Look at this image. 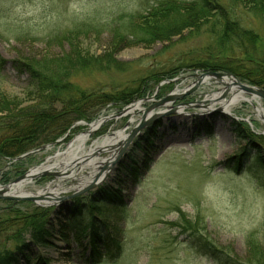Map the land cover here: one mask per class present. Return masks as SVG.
Instances as JSON below:
<instances>
[{
    "label": "rangeland",
    "instance_id": "374dc122",
    "mask_svg": "<svg viewBox=\"0 0 264 264\" xmlns=\"http://www.w3.org/2000/svg\"><path fill=\"white\" fill-rule=\"evenodd\" d=\"M222 1L230 5V0ZM241 1L245 3L246 0ZM151 4L150 0H0V60L4 62L0 71V93L19 108L36 103L30 93L29 75L15 63H36L68 56L71 44L63 41L68 34H73L72 42L92 56L112 55L120 62L131 64L125 73H90L76 80L81 88L96 90L125 88L150 72L176 68L180 60L195 58L211 42L210 36L203 34L150 47L118 46L110 31L113 22L127 14L146 13ZM248 9L239 3L235 13L245 29L262 37L258 55L264 58V13L256 15ZM194 74L184 71L175 78L176 82L159 84L145 100L127 105H141V109L133 113L124 112L127 106L117 109L109 105L92 121L68 117L67 120L72 119L70 124L57 123L55 146L39 142L45 144L37 145L36 149L48 147L21 163L14 160L0 163V187L9 185L3 182L4 177L13 183L31 169L45 164L48 158L64 154L77 138L85 136L82 163L73 164V169L66 174L63 167L58 168L53 163L55 169L48 171L51 175L33 180L25 190L26 195L36 196L51 186L58 198L69 197L77 192L75 189L81 179L105 174L95 190L111 185L121 193L123 201L121 206L106 208L103 217L97 219L102 224L99 233L103 241L107 236L119 240L121 248L111 249L114 257H110L102 245L107 257L101 264H218L217 260L194 248L189 235L175 225L196 219L202 234L226 256L224 264H253L254 256H261L254 245L257 243L259 250L264 251V116L258 115L253 106L243 103L230 112L225 109L220 113L206 112L198 107H183L175 113L167 109L211 100L213 95L220 94L225 87L211 79L187 99L169 103L167 108L154 109L155 114L166 111L151 124L155 126L159 122L163 126L160 128L162 138L145 152L138 151L128 160L134 143L125 146L126 139L117 141L118 134L127 137L141 124L146 109L171 94L181 96L192 89L196 79L189 77ZM232 96V92L226 94L213 107H221ZM258 101L264 109V100ZM8 115L0 113V120ZM234 122L244 124L247 133L256 139V143L251 142V155L241 166L236 157L245 150L247 141L239 137V132L228 128ZM99 123V128L90 133L91 126ZM206 124L210 131L203 130ZM174 129L179 132L173 133ZM50 131L46 129L41 138H49ZM114 140L115 143H108ZM96 148L97 151L89 154V150ZM110 161L114 164L121 161V164L111 165L113 169L107 170ZM133 162L137 170L129 173L127 170L130 171ZM121 170L124 171L119 172ZM87 187L78 190L79 197L87 198L93 193V190L85 192ZM71 201L47 207L54 209L48 221L52 237L48 246L41 248L31 243V234L26 228L24 240L13 241L16 231L24 227L23 222L14 220L13 212L2 214L12 202L0 200V257L25 242L30 244L28 254L32 258L41 257L50 264H92L88 261L92 235L84 236L81 227L68 221ZM19 203L24 204L21 211L27 210L26 207L45 208L44 203L40 206ZM6 219L8 222H4ZM16 264L26 263L20 258Z\"/></svg>",
    "mask_w": 264,
    "mask_h": 264
},
{
    "label": "trees",
    "instance_id": "16d2710c",
    "mask_svg": "<svg viewBox=\"0 0 264 264\" xmlns=\"http://www.w3.org/2000/svg\"><path fill=\"white\" fill-rule=\"evenodd\" d=\"M150 1L152 4L146 13L127 14L113 22L110 31L118 46L150 47L156 43L171 44L177 38L182 41L203 34L209 35L211 42L195 58L192 56L191 59L180 60V65L176 68L163 72H150L131 86L112 90L83 89L77 85L76 80L90 73L105 74L114 71L125 73L130 69L131 64L120 62L112 55H90L72 42L73 34L65 35L63 39L71 44L68 56L50 61H36V63H15L29 75V89L35 98L33 102L36 103L19 108L20 106L0 93V113L9 114L0 120V163L11 162L31 149H36L41 144L39 142L53 143L58 135L57 123L70 124L72 117L92 121L109 105L122 109L135 100L148 97V94L159 84L175 79L184 71L230 73L243 82L264 89V58L258 55L262 37L252 30L245 29L235 13L238 4L241 3L247 9V6L251 7L248 9L250 13L263 14L264 0H246L245 3L241 0H230V5L224 4L222 0ZM3 63L0 60V71ZM68 117L70 118L67 120ZM243 125L241 122H234L228 127L232 132H239V137L247 141L245 150L236 157L238 166L245 164V160L251 155L249 152L252 147L251 142L256 143L254 136L247 133ZM161 127L163 126L158 122L147 129L136 141L128 160L136 152H145L161 139ZM46 129L51 130L50 137L56 132L51 141L48 140L50 137L41 138ZM203 130L207 132L211 128L206 124ZM135 164V162L131 163L130 171L128 169L127 172H135L137 170ZM2 180L10 183L7 176ZM122 201L121 193L115 191L111 185L100 188L96 194L87 198H77L72 201L68 217L73 225L83 228L89 224L87 228L93 229L88 260L92 264H101L106 255L114 257L111 249L121 248L120 245V248L118 246L119 240H114L111 236L109 238L107 236L102 241L103 237L98 234L102 224L98 223L97 219L103 217L106 208L118 206ZM23 205L12 202L6 206L7 211H1L2 214L13 212V219L23 222L24 227L16 231L20 233L18 235L15 233L13 241L24 240L23 233L26 228L31 234V243L37 247H47L52 237L51 229L48 228L52 210L26 207L25 212L21 211ZM184 218L183 215L182 220ZM7 220L9 219L4 222H8ZM199 224V220L196 219L183 220L181 224L175 225L182 227L180 229L189 235L194 248H198L200 253L217 260L218 264H224L226 256L207 240ZM102 245L105 246L106 255L101 248ZM254 246L261 256H254L251 263L264 264V251L259 250L257 243ZM29 247L30 244L25 242L19 244L13 251L0 257V264H16L20 258H23L27 264L37 261L40 264H47L41 257L32 258L28 254Z\"/></svg>",
    "mask_w": 264,
    "mask_h": 264
},
{
    "label": "water",
    "instance_id": "95a60500",
    "mask_svg": "<svg viewBox=\"0 0 264 264\" xmlns=\"http://www.w3.org/2000/svg\"><path fill=\"white\" fill-rule=\"evenodd\" d=\"M189 78L196 79V82L194 83V87H193L195 89L192 88V89L184 92L183 95H181V96L171 94V95L167 96L166 98H164L162 101L158 102L154 107H151L150 109H146L143 112V118H142L141 124L128 137L127 142H126V146H129L132 143L133 139L141 131L146 129L149 125L156 122L159 118H161L162 116H164L166 114V111L163 113L160 112V113L155 114L154 109L161 108V107L167 108V106H166L167 104L175 102L176 100L182 99L186 96L192 95L200 85L206 84V82L211 80V79H213V80L215 79L220 85H223L225 87L224 90L219 94V97L217 99L216 98L215 99L213 98L211 100L207 99L205 101H202V102H199L196 104L195 103H189V104L186 103V104L180 105L178 107H173L172 109L171 108H167V109H170L171 113H175L180 108L182 109L183 107H185V108L198 107L200 109H203L206 112H214L215 111L217 113H220V112H223L225 110L223 108V105L221 107H218V108H214L213 105H215L224 96H226V94L230 93L235 88H238L240 90V92H244L249 97H255V98L264 100V90L263 89L245 86L235 76H233L232 74H229V73H215V72H211V71H204V72L202 71L201 73H196V74L190 76ZM228 80H230V83L227 82ZM176 81L177 80H174L171 82L174 83ZM132 106L126 108L125 111L129 110ZM45 148L46 147L40 148L37 151L28 153L22 157L17 158L16 160L19 161V160L28 158V157L32 156L34 153H36L38 151H42ZM47 175H51V174L48 171H44L43 173L38 174L33 178L38 179V178H41L42 176H47ZM27 177H28V175H25V176L21 177L20 179H17L16 181H14L13 183H11L7 186L0 187V200H3V201H29V202H33L36 204L38 202H46L47 206H53V205L56 206L61 201L70 200V199H73L74 197L80 196V194H74V195L69 196V197L57 198V197H54V195H52V194H50L49 196H36V197L35 196L18 197V196L11 195L10 187H12L13 185L18 184L20 182H23L25 179H27ZM95 184H94V186H95ZM92 188L93 187H91V189ZM89 190L90 189L86 190L85 192H88Z\"/></svg>",
    "mask_w": 264,
    "mask_h": 264
},
{
    "label": "bare ground",
    "instance_id": "6f19581e",
    "mask_svg": "<svg viewBox=\"0 0 264 264\" xmlns=\"http://www.w3.org/2000/svg\"><path fill=\"white\" fill-rule=\"evenodd\" d=\"M228 83H230V81H227ZM233 93V96L230 98L229 101L224 102L223 108L227 109V112H230V110L240 104L243 103H248L251 106L254 107L256 113H258V115H262L264 116V109L262 106V103L260 101H258V99H256L255 97H246L242 92H240V90L238 88H235L233 91H231ZM219 97V94L217 95H213V98L217 99ZM141 109V105L139 103L135 104L134 106H132L128 112L129 113H133L137 110ZM151 116V115H150ZM149 116V117H150ZM100 124H95L91 127L90 133L95 132L98 128H99ZM124 135L118 134L117 136V141L118 140H123L124 139ZM86 140L87 137L85 136H81L79 138H77L69 147L68 150L64 153V154H60L54 158H48L46 160V163L43 164L42 166H38L35 167L33 169H31L28 173V177H27V181L24 180L22 183L19 184H15L12 187H10L11 190V195H17V196H28L26 194L27 191L25 190V188L30 185V182L33 181V177H35L36 175H38V173H40L41 171H52L54 170V166H58V168L63 167L64 170V174L68 173V170L73 169L72 166L73 164H78V163H82V160H84L83 158V154L85 151V144H86ZM106 143V142H105ZM110 143H115L114 141H110L108 142ZM98 148L96 149H91L89 150V154H93L95 151H97ZM86 158V157H85ZM54 163V164H53ZM51 164H53L54 166H52ZM67 171V172H66ZM94 174H92L90 176V178L87 179H81L80 180V184L77 188V190H80L82 188H84L85 186H87L91 181H92V176ZM19 192V193H18ZM42 194H44V196H49L50 194H54L55 193V189L51 188V186H48V188L44 191L41 192ZM57 195V193H56ZM29 196H33V195H29Z\"/></svg>",
    "mask_w": 264,
    "mask_h": 264
}]
</instances>
